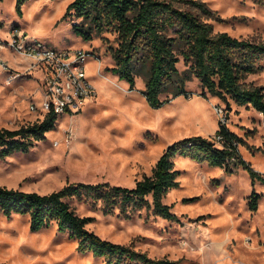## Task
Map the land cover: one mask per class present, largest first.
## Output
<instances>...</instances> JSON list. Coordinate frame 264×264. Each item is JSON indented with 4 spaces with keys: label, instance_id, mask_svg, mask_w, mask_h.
<instances>
[{
    "label": "rangeland",
    "instance_id": "1",
    "mask_svg": "<svg viewBox=\"0 0 264 264\" xmlns=\"http://www.w3.org/2000/svg\"><path fill=\"white\" fill-rule=\"evenodd\" d=\"M71 1L26 0L19 13L17 0H0L1 38H8L9 28L17 24L28 36L52 46L89 50L92 56L86 69L98 90V97L79 114L58 117L30 150L0 156V184L43 193L77 181L131 187L153 173L170 143L192 135L214 138L221 120L244 139L239 143L241 155L264 176L262 112L234 100L229 107L217 96L202 95L196 77L187 81L189 95L179 94L160 107L151 106L142 92L144 76L137 75L135 88L129 89V83L109 69L116 63L109 46L118 45L117 30L109 27L84 38L74 28V22L82 23V18L64 17ZM203 1L219 17L208 19L214 31L264 39L263 2ZM178 66L185 67L182 59ZM245 80L264 85V70ZM36 87L33 78L8 85L0 74V128L42 119L29 107L33 95L41 102L42 95L33 94ZM167 95L163 92L161 97ZM173 160L180 182L164 195L163 202L171 206L175 219L155 213L146 203L129 217L118 208L106 214L100 203L78 198L71 203L79 214L93 217L87 226L102 237L132 244L154 258L177 260V264H264V182H253L242 165L227 172L222 166L178 153ZM253 190L260 193L256 210L249 207ZM148 199L152 201L151 196ZM77 246L78 239L67 230L60 231L55 220L34 231L30 214L0 212V260L8 264H108L103 256Z\"/></svg>",
    "mask_w": 264,
    "mask_h": 264
},
{
    "label": "trees",
    "instance_id": "2",
    "mask_svg": "<svg viewBox=\"0 0 264 264\" xmlns=\"http://www.w3.org/2000/svg\"><path fill=\"white\" fill-rule=\"evenodd\" d=\"M26 0H17L22 12ZM263 2L264 0H256ZM215 11L203 0H73L64 14L82 18L74 22L75 30L89 39L114 27L118 32L117 46H109L116 63L112 72L134 89L136 76L145 79L142 90L147 102L160 107L171 98L189 95L187 81L198 78L202 95L217 96L230 107L252 106L264 115V85L245 80L249 74L264 70V39L235 36L228 31H214L208 19L217 18ZM3 22L0 21V27ZM183 60L185 67L178 62ZM166 92L165 98L161 94ZM57 114L47 113L41 120L17 128H0V156L16 151H28L36 141L45 138L52 129ZM217 133H222L225 146L203 135H192L170 143L158 158L151 175H145L134 186L110 181L67 182L50 192L24 190L0 184V212L30 214L31 230H39L55 220L60 231H69L78 239V249L103 256L108 264H177V260L154 258L132 244L115 242L90 229L91 215L79 214L71 203L78 198L100 207L104 213H119L126 217L145 203L163 217L175 219L171 206L163 202L164 195L179 185V169L173 157L178 153L199 162L222 166L233 172L235 166L246 168L254 182H264L261 172L241 155L238 143L244 139L220 121ZM151 196L152 201L148 199ZM260 193L252 191L249 207L258 208ZM0 264H8L0 260Z\"/></svg>",
    "mask_w": 264,
    "mask_h": 264
},
{
    "label": "built area",
    "instance_id": "3",
    "mask_svg": "<svg viewBox=\"0 0 264 264\" xmlns=\"http://www.w3.org/2000/svg\"><path fill=\"white\" fill-rule=\"evenodd\" d=\"M9 34L8 38L0 37V74L8 85L28 78L37 81L33 94L40 93L42 98L39 104L34 95L31 97V111L42 118L49 112L57 117H73L97 96V87L86 69V62L92 56L89 50L52 46L28 36L17 24L11 25ZM13 58L18 62H13ZM70 136H73L71 131ZM211 139L225 146L222 133Z\"/></svg>",
    "mask_w": 264,
    "mask_h": 264
},
{
    "label": "crops",
    "instance_id": "4",
    "mask_svg": "<svg viewBox=\"0 0 264 264\" xmlns=\"http://www.w3.org/2000/svg\"><path fill=\"white\" fill-rule=\"evenodd\" d=\"M103 75H105V74H103ZM90 77L92 78V76H90ZM24 80H27V79H24ZM97 97H98V93H97V96H96L95 98H97ZM95 98H94V99H95ZM94 99H93V100H94ZM93 100L87 102V104L83 107V109H84V108H85L90 102H92ZM83 109H82V110H83ZM82 110H81V111H82ZM81 111H80V112H81ZM218 127H219V126H218ZM162 153H163V152H162ZM159 157H160V156H159Z\"/></svg>",
    "mask_w": 264,
    "mask_h": 264
},
{
    "label": "bare ground",
    "instance_id": "5",
    "mask_svg": "<svg viewBox=\"0 0 264 264\" xmlns=\"http://www.w3.org/2000/svg\"><path fill=\"white\" fill-rule=\"evenodd\" d=\"M105 76V75H104Z\"/></svg>",
    "mask_w": 264,
    "mask_h": 264
}]
</instances>
